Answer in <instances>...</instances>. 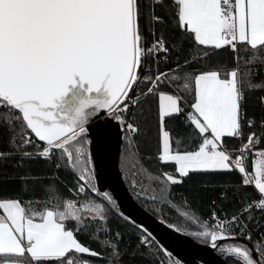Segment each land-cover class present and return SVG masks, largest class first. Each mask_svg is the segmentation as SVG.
I'll use <instances>...</instances> for the list:
<instances>
[{"label":"snow or ice","instance_id":"obj_1","mask_svg":"<svg viewBox=\"0 0 264 264\" xmlns=\"http://www.w3.org/2000/svg\"><path fill=\"white\" fill-rule=\"evenodd\" d=\"M261 74L264 0H0V162L42 160L51 173L16 176L43 200L0 196V264H172L147 235L121 249L108 224L90 145L112 129L133 185L140 176L142 192L199 229L188 234L229 264H264ZM193 173L218 192L207 219L173 199Z\"/></svg>","mask_w":264,"mask_h":264},{"label":"trees","instance_id":"obj_2","mask_svg":"<svg viewBox=\"0 0 264 264\" xmlns=\"http://www.w3.org/2000/svg\"><path fill=\"white\" fill-rule=\"evenodd\" d=\"M185 49L189 47V44L186 42L184 45ZM215 59H222L228 60L229 59V52L225 50L221 52L218 57H214ZM197 65H193L196 67ZM264 75V74H261ZM254 105V101H253ZM257 115H259V109H256ZM125 142L122 139V147L121 152L124 150ZM8 147V133L4 129H0V150H6ZM155 144H146L143 141L140 142V151L141 152H151L154 151ZM120 152L119 158V168L122 173V177L128 187V191L131 192L133 197L137 200L143 208H145L148 212L154 215L156 218L160 219L161 221L165 222L168 225H173L176 230L177 228L181 229L180 232L185 233L191 236L193 239L201 242L209 244L210 240H206L203 237H195L188 233L197 231L195 226H190V223L186 221L182 216H180L173 208H169L168 206L162 204L159 200L151 199L152 192L149 190L147 193L141 191L144 185L140 182L141 177L136 176L135 179L137 180V185H133L132 181L134 179L133 175L131 174V169L129 167H125L122 163V156ZM16 161L10 160L7 162H0V196H17L20 195L23 200L27 201L32 199L34 201H40L45 199L44 194L42 192H31L27 195L24 194L25 192V184L16 178L18 174H23L25 171L29 170V166L33 174H38L41 172L47 173L51 177L50 169L45 166V162L42 160L38 161H30L26 165L25 168H17ZM235 178V177H233ZM57 183L59 184L60 191L67 195V189L65 188V184L71 186L73 182V178L68 174L65 169H61L58 173H56ZM206 177L193 173L189 177H186L183 184L173 186V192L176 193L173 199L179 201L181 196L179 194H184L188 197V202L190 205V211L195 213L197 216H201L204 219L208 218L209 212L212 209V201L215 200L217 203V210L220 209V200L218 197L217 190L212 187L211 185L206 186ZM50 180L44 181V183H49ZM251 191V189H249ZM91 195L95 196L96 194L92 193ZM78 199H83V197H79ZM55 203V201H53ZM35 206V205H34ZM107 217H108V224L111 226L113 232H120L122 234L123 239L121 240L120 247L124 249L128 246L129 253L136 247L137 240L142 235H147L152 240V247L161 248L155 240L141 227L131 222L129 219L124 217L115 206V202L111 200V204L107 205ZM84 239V237H81ZM232 241H226L223 243H231ZM221 243V244H223ZM93 247H96L93 244ZM162 249V248H161ZM147 251V249H143ZM216 252L219 253L221 256L223 254L219 250V247L216 248ZM171 258H173L171 256ZM224 258V256H223ZM126 264H151V259H141L139 255L135 258H132L128 255L124 257ZM225 259V258H224ZM229 263V262H228Z\"/></svg>","mask_w":264,"mask_h":264},{"label":"water","instance_id":"obj_3","mask_svg":"<svg viewBox=\"0 0 264 264\" xmlns=\"http://www.w3.org/2000/svg\"><path fill=\"white\" fill-rule=\"evenodd\" d=\"M117 131L118 129H112L103 140H96L90 145L93 169L97 177L95 183L100 192L108 193L115 202L116 209L124 217L141 227L157 245L170 251L172 257L181 264H229L216 252L217 247L214 248L211 242L201 243L169 227L137 203L128 191L119 168L122 139L117 136ZM223 242L226 241H219L220 244Z\"/></svg>","mask_w":264,"mask_h":264},{"label":"rangeland","instance_id":"obj_4","mask_svg":"<svg viewBox=\"0 0 264 264\" xmlns=\"http://www.w3.org/2000/svg\"><path fill=\"white\" fill-rule=\"evenodd\" d=\"M211 242V241H210ZM220 250V248H219ZM172 264H181L178 260H176L174 257L171 258Z\"/></svg>","mask_w":264,"mask_h":264}]
</instances>
